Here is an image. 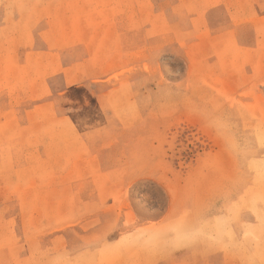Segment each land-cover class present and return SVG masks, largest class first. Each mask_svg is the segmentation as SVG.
Instances as JSON below:
<instances>
[{"label": "rangeland", "instance_id": "obj_1", "mask_svg": "<svg viewBox=\"0 0 264 264\" xmlns=\"http://www.w3.org/2000/svg\"><path fill=\"white\" fill-rule=\"evenodd\" d=\"M248 170L264 0H0V264H160Z\"/></svg>", "mask_w": 264, "mask_h": 264}, {"label": "crops", "instance_id": "obj_2", "mask_svg": "<svg viewBox=\"0 0 264 264\" xmlns=\"http://www.w3.org/2000/svg\"><path fill=\"white\" fill-rule=\"evenodd\" d=\"M184 209L168 206L162 218L180 216ZM205 216L213 219V238L174 250L160 264H264V180L251 178L249 170L236 182L226 179L213 189V211Z\"/></svg>", "mask_w": 264, "mask_h": 264}, {"label": "bare ground", "instance_id": "obj_3", "mask_svg": "<svg viewBox=\"0 0 264 264\" xmlns=\"http://www.w3.org/2000/svg\"><path fill=\"white\" fill-rule=\"evenodd\" d=\"M234 260V259H233Z\"/></svg>", "mask_w": 264, "mask_h": 264}]
</instances>
